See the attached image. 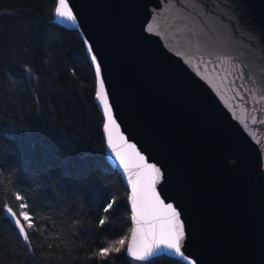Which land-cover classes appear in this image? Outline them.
I'll return each mask as SVG.
<instances>
[{
  "label": "water",
  "instance_id": "obj_1",
  "mask_svg": "<svg viewBox=\"0 0 264 264\" xmlns=\"http://www.w3.org/2000/svg\"><path fill=\"white\" fill-rule=\"evenodd\" d=\"M65 2L75 20L58 18L100 66L106 156L129 189L128 255L140 260L167 229L171 205L184 233L179 253L162 248L149 259L264 264V0ZM100 80L114 124L97 97ZM119 136L159 168L164 207L146 200L134 211L128 177L136 179L139 161L119 163L117 152H131ZM6 213L26 236L16 213Z\"/></svg>",
  "mask_w": 264,
  "mask_h": 264
},
{
  "label": "trees",
  "instance_id": "obj_2",
  "mask_svg": "<svg viewBox=\"0 0 264 264\" xmlns=\"http://www.w3.org/2000/svg\"><path fill=\"white\" fill-rule=\"evenodd\" d=\"M57 4L0 0V264H188L128 255L129 189L106 156L84 40Z\"/></svg>",
  "mask_w": 264,
  "mask_h": 264
},
{
  "label": "snow or ice",
  "instance_id": "obj_3",
  "mask_svg": "<svg viewBox=\"0 0 264 264\" xmlns=\"http://www.w3.org/2000/svg\"><path fill=\"white\" fill-rule=\"evenodd\" d=\"M57 15L60 18L70 22L75 20V17L72 15L71 10L69 9V5L65 2V0H60V5L57 8ZM91 60H95V56H92ZM95 72L97 75H99L100 73V66L98 64L95 66ZM97 97L100 101L103 102L105 106V112L107 113L109 123L114 124V121L112 120L111 109L110 107H108V99L105 94V86L103 80H100L99 82V91L97 93ZM118 139L122 145H126L127 149H131V152L126 151L124 153H116V156L119 158V163H125V156L134 157L139 161V163L136 164V168L138 169L135 173L136 179L132 180V176L128 177V179L132 181V204L134 211H136L137 213H142L143 206L146 200H151L155 205L164 207L163 202L160 200L155 190V185L161 178L159 168L153 165L146 164L144 162V157L135 150V146L127 144L122 136H119ZM109 143L113 144V141L111 139V128L109 129ZM124 170L126 171L127 169L125 168ZM145 178H147V183H145ZM166 212L169 216V226L166 230H162L158 236L153 235L150 241L145 244L144 255L139 257L140 260L149 259L162 248L175 253H179V241L180 238L184 235L182 225L175 222L178 213L175 211V209L172 208L171 205L167 206ZM25 219H27V217H25ZM134 219H136V217H134ZM15 222L17 224L19 223L18 220ZM137 223H139V220H137ZM21 231H23V229H21ZM120 243L123 244V241L121 240ZM107 251L108 250H103L101 252V255L106 254Z\"/></svg>",
  "mask_w": 264,
  "mask_h": 264
},
{
  "label": "rangeland",
  "instance_id": "obj_4",
  "mask_svg": "<svg viewBox=\"0 0 264 264\" xmlns=\"http://www.w3.org/2000/svg\"><path fill=\"white\" fill-rule=\"evenodd\" d=\"M24 217H27V214L26 213L24 214Z\"/></svg>",
  "mask_w": 264,
  "mask_h": 264
}]
</instances>
